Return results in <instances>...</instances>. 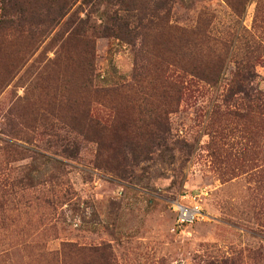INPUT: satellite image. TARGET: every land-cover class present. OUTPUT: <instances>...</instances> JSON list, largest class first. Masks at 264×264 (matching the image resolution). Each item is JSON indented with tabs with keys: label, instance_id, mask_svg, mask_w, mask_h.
Segmentation results:
<instances>
[{
	"label": "rangeland",
	"instance_id": "obj_1",
	"mask_svg": "<svg viewBox=\"0 0 264 264\" xmlns=\"http://www.w3.org/2000/svg\"><path fill=\"white\" fill-rule=\"evenodd\" d=\"M0 264H264V0H0Z\"/></svg>",
	"mask_w": 264,
	"mask_h": 264
},
{
	"label": "trees",
	"instance_id": "obj_2",
	"mask_svg": "<svg viewBox=\"0 0 264 264\" xmlns=\"http://www.w3.org/2000/svg\"><path fill=\"white\" fill-rule=\"evenodd\" d=\"M178 49L180 50V48ZM179 50H177V52ZM218 53L219 54L216 57L217 62L211 68V71L209 70L210 72L206 73L207 71L199 69L200 72L198 73L197 77L199 78V80L206 84L216 85L221 78L222 71L224 69V64L226 63L225 58L228 54V47L223 44L221 49H219ZM235 65L236 71L233 74L232 81L228 86L227 97L241 95L244 97V99H247L249 101L255 102L261 100L262 94L258 93L252 85L256 77L253 65H249L247 63H244L243 61L235 62ZM195 74L190 73L191 76H194ZM150 147L152 149L154 145L151 144Z\"/></svg>",
	"mask_w": 264,
	"mask_h": 264
},
{
	"label": "built area",
	"instance_id": "obj_3",
	"mask_svg": "<svg viewBox=\"0 0 264 264\" xmlns=\"http://www.w3.org/2000/svg\"><path fill=\"white\" fill-rule=\"evenodd\" d=\"M172 210L179 226L191 225L203 217V211L198 204L187 207L176 201L172 203Z\"/></svg>",
	"mask_w": 264,
	"mask_h": 264
}]
</instances>
